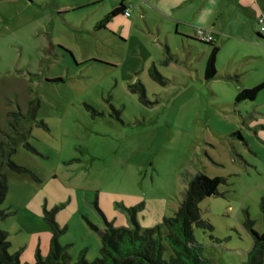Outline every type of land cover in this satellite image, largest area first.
Wrapping results in <instances>:
<instances>
[{"label":"rangeland","instance_id":"1","mask_svg":"<svg viewBox=\"0 0 264 264\" xmlns=\"http://www.w3.org/2000/svg\"><path fill=\"white\" fill-rule=\"evenodd\" d=\"M116 4L0 0V170L8 186L0 210L10 213L0 229L10 252L21 250V264H34L37 249L45 256L51 233L43 208H57L67 264L83 250L92 261L106 222L132 226L128 208L141 204L136 215H147L157 201L172 215L203 170L224 182L199 202L213 229L194 226L195 240L213 264H243L253 246L246 222L264 231V90L233 102L264 81V35L247 18L218 21L217 76L205 81L198 69L208 46L190 41L188 58L140 9L135 19L117 17L96 30ZM153 62L163 83L149 76ZM8 160L30 172H13Z\"/></svg>","mask_w":264,"mask_h":264},{"label":"trees","instance_id":"2","mask_svg":"<svg viewBox=\"0 0 264 264\" xmlns=\"http://www.w3.org/2000/svg\"><path fill=\"white\" fill-rule=\"evenodd\" d=\"M123 1L117 7L110 10L96 23L94 28H105L106 24L113 18L125 12ZM184 38H194L182 35ZM197 39V38H196ZM209 47V53L203 70V80L208 81L217 76L215 71L216 57L219 46L216 40L206 42L197 39ZM168 55L165 59H173ZM165 61V62H166ZM149 76L161 83L166 80L152 63L148 70ZM136 90L140 98H144L145 89L142 83L137 82ZM264 90V81L251 88H244L234 98V105L256 98L260 91ZM31 118L35 119L36 109H30ZM40 124L47 128L44 122ZM238 134V132H237ZM27 150L36 152L35 148L25 142L23 145ZM7 166L16 173L30 172L27 168L8 160ZM224 182L220 176L210 177L203 170H198L191 177L187 187L182 193L178 208L170 216H164L161 222L153 227L141 228L136 220V212L140 205L128 208V214L132 226L114 227L111 222H106L104 230L100 231L101 246L99 255L92 261L85 258L84 250L81 251L73 264H213V260L204 256L202 245L197 243L193 234V227L203 230H212L213 226L202 219L199 202L205 197L218 195V186ZM7 179L4 172L0 170V204L3 203L7 193ZM263 206V204H262ZM264 209V206H263ZM57 208L47 210L43 208V220L49 225L51 237L49 240L48 253L42 256L39 249L34 253V264H67L68 256L58 242L59 237L65 232V227L59 226L55 219ZM9 212L0 210V219L9 216ZM252 220L248 219L246 226L249 228L253 246L250 258L243 264H264V231L259 233L252 229ZM11 243L8 240V232L0 229V264H21V250L10 252ZM170 249L167 257L165 252ZM28 264V263H23Z\"/></svg>","mask_w":264,"mask_h":264},{"label":"crops","instance_id":"3","mask_svg":"<svg viewBox=\"0 0 264 264\" xmlns=\"http://www.w3.org/2000/svg\"><path fill=\"white\" fill-rule=\"evenodd\" d=\"M117 1L118 4L113 6L112 9L117 7L121 1H123L125 5V9H129V15H125V13L123 12V14L117 17L124 16L127 18L131 17L132 19H135L134 18L136 17L135 11L137 9H140V11L144 16V19L148 21V24L151 25V28L153 25V23H151V20H155L157 21L156 27L159 32H161V29L163 30V28L165 27L164 29H166L168 34L167 39L171 35L172 38H175V40L179 41L180 46L185 51V53H187L188 58L191 56V48L193 47V45L190 42L192 40L186 37L184 38L182 35L196 39L195 30L197 27L210 30L213 34V39L216 40V43L219 46V51H220V45L217 42L218 34L214 30V26L218 21H224L225 23H230V24H234V23L237 24L241 19L245 20L247 18L251 22V24L252 25L255 24L256 27V25L258 24L257 22L258 17L260 15H264L263 14L264 0H117ZM99 3L101 2L92 1L91 5H97ZM109 22L106 24V26L109 24ZM255 33L258 38H263L262 35H264V33H261V31L255 30ZM165 53L173 57L175 56L170 53V48L167 45V43L165 44ZM200 53L202 54L203 68L198 69V72L202 71L201 73L203 76V70L205 67L206 58L209 53V47L208 49L203 48ZM153 63L155 64V62ZM144 205H146V202L144 203ZM155 206L156 208H153L149 213H147V215L145 214L136 215L137 223L141 228H144L146 226L150 227L155 224L157 225L159 224L158 223L159 221L161 222L164 216L168 215V213L166 212L164 201L163 202L157 201ZM160 207L163 208L160 209ZM125 220L126 219L123 220L122 225L130 227L131 225H128V223L125 222Z\"/></svg>","mask_w":264,"mask_h":264},{"label":"built area","instance_id":"4","mask_svg":"<svg viewBox=\"0 0 264 264\" xmlns=\"http://www.w3.org/2000/svg\"><path fill=\"white\" fill-rule=\"evenodd\" d=\"M125 15H129V9H126V11L124 12ZM258 25H259V30L263 31L264 30V16L260 15L257 19ZM195 36L197 39L201 40V41H212L213 40V34L210 30L204 29V28H200L197 27L195 30Z\"/></svg>","mask_w":264,"mask_h":264}]
</instances>
